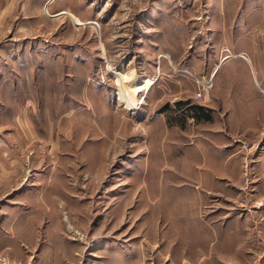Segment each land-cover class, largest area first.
I'll use <instances>...</instances> for the list:
<instances>
[{"label":"rangeland","instance_id":"1","mask_svg":"<svg viewBox=\"0 0 264 264\" xmlns=\"http://www.w3.org/2000/svg\"><path fill=\"white\" fill-rule=\"evenodd\" d=\"M261 89L264 0H0V264H264Z\"/></svg>","mask_w":264,"mask_h":264},{"label":"crops","instance_id":"2","mask_svg":"<svg viewBox=\"0 0 264 264\" xmlns=\"http://www.w3.org/2000/svg\"><path fill=\"white\" fill-rule=\"evenodd\" d=\"M216 70V69H215ZM259 85V82L257 83ZM260 89V88H259ZM261 93L264 94V90H260ZM208 97V95H207ZM236 99L238 102V104L240 103V101L242 99H244V102H249V106L248 107H245L244 105H242V109H238V110H231V112H238V113H241V111L244 113H248L249 114V117H247L245 119L241 117V115L239 117H231L229 119L230 123L232 124V129H238L240 130L241 127H244V126H247L248 129H261V130H264V96H262L260 93H258L257 91H253L252 93H246V94H240V95H237L236 96ZM252 103V104H251ZM196 105V104H195ZM196 106H199V107H202V108H205L206 110L209 111V114H210V119L209 120H206V119H201L198 121L197 117H193V116H189L187 118L191 119V120H195V122H199V123H202V122H211V120L213 119V111H212V108H209V107H205L204 105H196ZM188 108H185V113H186V110ZM260 122H262V124H260ZM239 133V132H238ZM237 133V134H238ZM238 136V135H237ZM212 151L213 152V149H209V152ZM263 154V155H262ZM260 156H264V153H262ZM213 153L210 154V156H212ZM230 156H234V153Z\"/></svg>","mask_w":264,"mask_h":264},{"label":"trees","instance_id":"3","mask_svg":"<svg viewBox=\"0 0 264 264\" xmlns=\"http://www.w3.org/2000/svg\"><path fill=\"white\" fill-rule=\"evenodd\" d=\"M185 104L186 103H183V102L176 103L177 110H179V111L181 110V111L184 112V107L183 106ZM183 116L185 118H187L189 116L197 117L198 121L201 120V119L209 120L210 117H211L208 110H206L205 108L196 106V105H193L191 107H188V109L186 110V113L184 112V114H182V117Z\"/></svg>","mask_w":264,"mask_h":264},{"label":"bare ground","instance_id":"4","mask_svg":"<svg viewBox=\"0 0 264 264\" xmlns=\"http://www.w3.org/2000/svg\"><path fill=\"white\" fill-rule=\"evenodd\" d=\"M121 79H122V81L125 82L124 84H122L123 87H126V86H128V84L134 82V78L131 77V76H129V75H127V74H125V73L122 74ZM155 83H156V80H155V79H150V78H149V80H144L143 82H141L140 85H142V86H147V85H151V84L153 85V84H155ZM152 88H153V87H149V88L147 89V91H148V92H149V91H152V90H151ZM143 101H144V99H143Z\"/></svg>","mask_w":264,"mask_h":264},{"label":"built area","instance_id":"5","mask_svg":"<svg viewBox=\"0 0 264 264\" xmlns=\"http://www.w3.org/2000/svg\"><path fill=\"white\" fill-rule=\"evenodd\" d=\"M200 85H201V89L199 90L198 94L196 95L197 99L203 98V94L210 87L209 86L210 85L209 81H202V82H200Z\"/></svg>","mask_w":264,"mask_h":264}]
</instances>
